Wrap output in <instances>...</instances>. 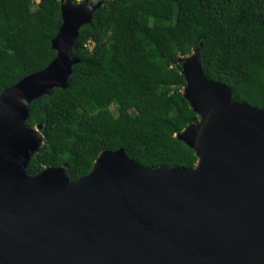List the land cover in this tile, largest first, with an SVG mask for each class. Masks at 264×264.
Wrapping results in <instances>:
<instances>
[{"label": "water", "instance_id": "water-1", "mask_svg": "<svg viewBox=\"0 0 264 264\" xmlns=\"http://www.w3.org/2000/svg\"><path fill=\"white\" fill-rule=\"evenodd\" d=\"M100 5L60 0L54 59L0 94V264H264V109L205 76L201 45L181 67L183 96L200 120L176 135L195 152L193 168L143 167L118 149L74 181L67 164L26 173L42 142L41 126L24 124L29 105L66 88L79 30ZM220 104L195 150L205 115Z\"/></svg>", "mask_w": 264, "mask_h": 264}, {"label": "trees", "instance_id": "trees-1", "mask_svg": "<svg viewBox=\"0 0 264 264\" xmlns=\"http://www.w3.org/2000/svg\"><path fill=\"white\" fill-rule=\"evenodd\" d=\"M94 1L66 88L29 105L24 124L40 125L42 142L28 175L67 164L74 181L118 149L143 167L193 168L195 152L176 135L200 120L181 73L200 45L205 76L264 109V0ZM60 25V0H0V94L54 59Z\"/></svg>", "mask_w": 264, "mask_h": 264}, {"label": "bare ground", "instance_id": "bare-ground-1", "mask_svg": "<svg viewBox=\"0 0 264 264\" xmlns=\"http://www.w3.org/2000/svg\"><path fill=\"white\" fill-rule=\"evenodd\" d=\"M32 86V84H26L23 88H21L20 90L16 91L14 94H13V100L17 103V104H20L22 103L23 101L26 100V98L28 97V92H29V87ZM225 104H230V102H226ZM221 105L220 104L219 106L211 109L206 115H205V118L202 122V125L199 129V132L195 138V141L193 143V148L195 150H199L200 149V146H201V143L211 125V123L213 122V120L215 119V117L217 116L220 108H221ZM28 153L30 154L32 152V150L30 149H27Z\"/></svg>", "mask_w": 264, "mask_h": 264}, {"label": "rangeland", "instance_id": "rangeland-1", "mask_svg": "<svg viewBox=\"0 0 264 264\" xmlns=\"http://www.w3.org/2000/svg\"><path fill=\"white\" fill-rule=\"evenodd\" d=\"M77 4L81 3L83 0H75ZM115 105L111 106V110L113 111V113L115 112Z\"/></svg>", "mask_w": 264, "mask_h": 264}]
</instances>
